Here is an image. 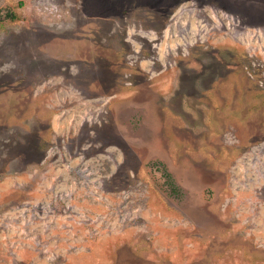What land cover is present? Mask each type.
Segmentation results:
<instances>
[{"label": "rangeland", "instance_id": "rangeland-1", "mask_svg": "<svg viewBox=\"0 0 264 264\" xmlns=\"http://www.w3.org/2000/svg\"><path fill=\"white\" fill-rule=\"evenodd\" d=\"M0 264H264V0H0Z\"/></svg>", "mask_w": 264, "mask_h": 264}]
</instances>
